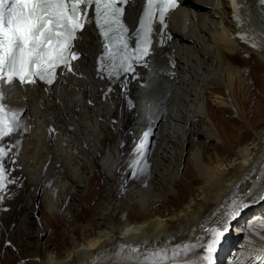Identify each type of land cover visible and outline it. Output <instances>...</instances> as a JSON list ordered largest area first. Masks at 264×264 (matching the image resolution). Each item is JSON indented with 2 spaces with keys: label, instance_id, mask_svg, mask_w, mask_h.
Wrapping results in <instances>:
<instances>
[{
  "label": "bare ground",
  "instance_id": "obj_1",
  "mask_svg": "<svg viewBox=\"0 0 264 264\" xmlns=\"http://www.w3.org/2000/svg\"><path fill=\"white\" fill-rule=\"evenodd\" d=\"M181 2L171 14L173 40L154 38L147 63L122 84L98 72L101 42L85 31L75 74L60 73L45 89L5 87L4 103L23 125L7 139L20 141L8 164L16 182L0 201V241L14 256L32 252V264H206L201 243L225 222L213 264H224L225 246L236 247L227 264H264V229L252 225L264 219V5ZM141 10L140 0L127 8L130 30ZM249 121L232 144L229 132ZM36 197L63 244L40 248ZM235 200L248 206L231 216ZM161 252L164 260L154 255Z\"/></svg>",
  "mask_w": 264,
  "mask_h": 264
},
{
  "label": "snow or ice",
  "instance_id": "obj_2",
  "mask_svg": "<svg viewBox=\"0 0 264 264\" xmlns=\"http://www.w3.org/2000/svg\"><path fill=\"white\" fill-rule=\"evenodd\" d=\"M129 4L130 0H0V201L6 198L8 185L16 182L14 177L9 179L13 169L6 164H15L13 149L20 143L6 138L23 128L20 114L7 110L2 85L18 84L26 88L42 82L52 86L58 70L61 74H75L73 62L81 55L76 41L83 38L86 27L93 25L105 41L104 53L111 61L109 76L133 73L135 64L147 63L145 57L149 55L154 22L166 29V16L178 4L177 0H146L135 49L129 47V28L124 21ZM260 4L264 5V0ZM103 60L101 57L98 72L104 69ZM143 147L141 144V150ZM246 206L244 200H235L230 215H236ZM207 231L210 239L201 243L205 252L202 261L213 264V253L228 227L222 222L219 228ZM190 247L185 246V255ZM154 255L161 260L167 257L166 252ZM178 255V251L173 252V257Z\"/></svg>",
  "mask_w": 264,
  "mask_h": 264
},
{
  "label": "rangeland",
  "instance_id": "obj_3",
  "mask_svg": "<svg viewBox=\"0 0 264 264\" xmlns=\"http://www.w3.org/2000/svg\"><path fill=\"white\" fill-rule=\"evenodd\" d=\"M253 61H251L252 63ZM252 66H254V64H251ZM256 71V69H255ZM256 95V93H255ZM215 99H212V104L214 106H216V102L214 101ZM251 113V111H249ZM253 114V111H252ZM226 115L229 114H224V117H228ZM216 126H218V121H216ZM248 125L247 123H243L240 124V130L237 133H233V132H229L230 134L234 135V137L232 138L231 142L232 144L235 145V142H238L239 139H241L244 136V133L248 132L250 130L251 127V121H249ZM220 129V127H218ZM221 130V129H220ZM226 136V135H225ZM91 194V192H90ZM36 203H37V211L35 210L33 212V217H35L36 219H38V222L42 224V229H43V235L40 237V248L42 249L43 246L49 245V246H58L59 244H63V237H59L58 239L56 238L58 236V233L55 234L56 231V225H55V221L51 218L48 217L49 214H47L46 210L43 208L42 203H41V198L40 197H36L35 198ZM84 208L86 211H88L89 215L90 212L88 209L87 204L84 205ZM36 212V213H35ZM36 214V215H35ZM85 218H87V214L84 215ZM51 220V221H50ZM30 220H28V225H29ZM251 223V222H250ZM253 225V224H252ZM256 225H253V228L255 229H259L256 228ZM55 241V243L53 242ZM51 244V245H50ZM0 264H2V261L6 262L7 264H32V263H37L38 259L35 257V259H31L30 256H32L34 253H28L26 258H22L20 259V257L18 256H14L13 253H15V247H13L11 244L9 243H2V241H0ZM13 250V251H12ZM33 258V257H32Z\"/></svg>",
  "mask_w": 264,
  "mask_h": 264
}]
</instances>
